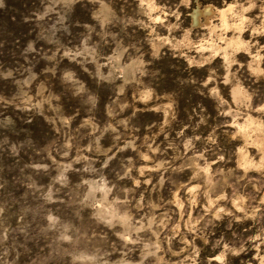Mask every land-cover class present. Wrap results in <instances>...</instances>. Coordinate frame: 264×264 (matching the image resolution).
Here are the masks:
<instances>
[{
    "label": "rangeland",
    "instance_id": "rangeland-1",
    "mask_svg": "<svg viewBox=\"0 0 264 264\" xmlns=\"http://www.w3.org/2000/svg\"><path fill=\"white\" fill-rule=\"evenodd\" d=\"M66 70L99 96L97 109L65 91ZM0 184V264H140L157 244L143 264H219L225 245L245 249L226 264H261L264 0H2ZM219 207L232 215L215 221ZM126 230L136 243L120 240Z\"/></svg>",
    "mask_w": 264,
    "mask_h": 264
},
{
    "label": "clouds",
    "instance_id": "clouds-1",
    "mask_svg": "<svg viewBox=\"0 0 264 264\" xmlns=\"http://www.w3.org/2000/svg\"><path fill=\"white\" fill-rule=\"evenodd\" d=\"M56 2H59V0H56ZM0 3H2V0H0ZM250 7H255V5L252 4V5H250ZM50 10H51L50 8H46L45 12L42 13L39 18L43 19V16L47 15V12L50 11ZM27 50L35 51V49L33 48V45H32L31 42L28 44ZM65 55H70V54L69 53H65ZM78 55H81L80 51H77L75 54H72L70 56V58L71 59H75V56H78ZM47 59H54V57H47ZM85 71H87V69H85ZM10 75H11V72L6 74V76H10ZM33 79H35V75L34 74L32 76H30L29 77V81H25V83L30 82ZM105 79H110V78L109 77H105ZM61 83H62L63 86H67V85H72L73 86V87H70V88L69 87L65 88V91L70 93L72 99L81 100L82 104L87 106V107H89L91 110L97 109V106L99 104V99H100L99 96L92 94V92L90 91L88 85L86 83L80 81L77 78V75H76V73L74 71H72V70L64 71L63 74H62V77H61ZM121 91H123V89H121ZM36 107L39 108L40 106L37 105ZM109 115H112V113L110 112ZM9 119H11V118H9ZM70 121H71V118L64 119L62 121V123L64 125H68V124H70ZM28 122L30 123L31 121H28ZM201 122H203V121H201ZM85 123L87 124L89 122L85 121ZM120 124L125 126V127H127L128 121L122 120V121H120ZM109 130H113L114 131V129H111V126H109L108 128H105V131H109ZM196 139H199V137H197ZM212 143H215V141L212 140ZM72 147H73V145L71 143H69V142H65L63 144L62 154H63L64 157L69 156V151L72 149ZM124 147L125 148L133 147V144H132V142H129V143L125 144ZM186 147L187 148H191L192 147V141L191 140H189L187 142ZM151 150L153 152L159 151V149H157V148H152ZM89 151H91V146L89 147ZM13 152H15V148H13ZM105 155H106V158L102 161L103 168H107L109 166V163L114 159V157L111 156V155H107V154H105ZM142 159L145 160V161H148V160L151 159V157L148 156V155H143ZM200 159H204L203 153L200 154ZM219 159L223 160L224 157L220 156ZM76 160L88 161L89 158L86 157V156H77ZM91 163H94V161H91ZM129 163H131V161H129ZM32 167H34V168H47L48 165L47 164H34V165H32ZM69 168H71V164L70 163L63 164L62 165V169L63 170L60 172V174L57 177V179L60 180L61 182H63L65 180L64 171H67V169H69ZM161 170H167L164 163L158 164V165H156L155 168H151V169L142 167V168L139 169V174H140V176H145L146 172H159ZM176 170L179 171L180 169H176ZM200 171L201 172H205V173H210V165L206 163L205 166L202 169H200ZM131 173H132V168L129 167L126 170H124L122 174H119L117 176V180L122 181V180H125L126 178H131ZM198 174L199 173H197V175ZM241 179H243V177H241ZM143 182L145 184H151V180L147 179V178ZM163 183H164V178L161 177L160 184L163 185ZM208 183H209V185L212 184L211 177H209ZM134 184H135L136 188H139L140 185H141V180L140 179H135L134 180ZM2 187H3V185L0 184V188H2ZM100 190L103 191L104 197H105V199H107L109 193L112 191V186H109L108 181L105 180L104 183H103V187ZM127 191H128V193H131L132 190L129 189ZM195 191H196L195 188H190L189 189V193L190 194L194 193ZM126 196H127V194H126ZM49 198H51L50 194H49ZM141 199H143V197H141ZM226 199H227L226 196L219 195V196L216 197V200H209V204L210 205H214L217 200H226ZM121 203L130 204L131 201L126 198L125 200L121 201ZM242 203H243V198L242 197L233 202L234 206H239ZM191 204L193 206L196 204V200L194 198L191 200ZM139 207H140V205L138 204L137 208H139ZM179 207L182 208L183 205L181 204V205H179ZM238 210L239 211H243V208H238ZM0 211H3V210L0 209ZM224 215L231 216L232 213L230 211H228L224 207L217 208L214 211V219H215V221L222 220ZM102 219H103L104 225H105V227L107 229H111L113 227V218L112 217H107V218H102ZM122 219H123L124 223L127 224L129 221H131L132 217L130 215L126 214ZM201 219H203V217H201ZM154 222H155V217H153L151 220L148 221L146 227L151 228L152 224ZM197 223H199V221H197ZM212 223H213L212 220L208 221V224H212ZM230 226L231 225H229V227ZM193 227H194V225L190 224L189 230L191 231L193 229ZM139 230H141V229H134V231H139ZM119 236H120V240H122L125 244L136 243V241L131 238V236H130V234L128 233L127 230L124 233L119 234ZM4 239H7L6 235H5ZM205 242H207V240H205ZM158 251H160L159 244H157L155 246V251L145 252L144 253V256L142 257L140 264H143V261H144V259L147 256H149V255L155 256L156 252H158ZM244 251H245V249L243 247H240L238 249H233V248H229L227 245H225V251L221 252L220 255L216 257V259L219 261V264H226V254L228 252H231L233 255H239L241 252H244ZM121 264H124V262H121ZM261 264H264V260H262Z\"/></svg>",
    "mask_w": 264,
    "mask_h": 264
}]
</instances>
